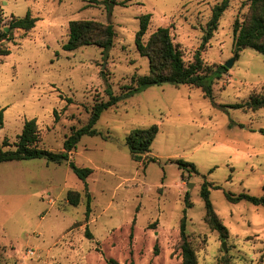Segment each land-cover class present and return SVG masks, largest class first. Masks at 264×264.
I'll use <instances>...</instances> for the list:
<instances>
[{
  "label": "rangeland",
  "instance_id": "rangeland-1",
  "mask_svg": "<svg viewBox=\"0 0 264 264\" xmlns=\"http://www.w3.org/2000/svg\"><path fill=\"white\" fill-rule=\"evenodd\" d=\"M119 1L126 4L0 0V35L8 33L0 48L11 50L0 55V149H14L25 121L36 118L39 145L62 151L72 129L88 123L94 104L109 99V89L120 95L147 75L149 58L136 45L144 14L152 15L145 41L169 27L186 63L201 50L206 64L234 59L233 66L216 80L214 100L200 88L166 82L105 110L95 126L103 135L83 136L70 155L78 166L93 169L88 189L69 161L1 163V264H182L187 195V230L198 264H264V206L234 203L225 194L264 195V107H247L253 95H264V54L245 47L237 55L234 47L235 22L249 18L250 0H230L204 48L213 8L222 0ZM29 10L39 18L36 27L11 29L12 19ZM76 19L113 24L114 45L65 50ZM153 124L159 133L149 155L158 160L145 167L132 159L127 136ZM181 159L197 171L181 168ZM205 181L221 187H211V200L226 237L206 219ZM70 190L80 192L78 206L68 201Z\"/></svg>",
  "mask_w": 264,
  "mask_h": 264
},
{
  "label": "trees",
  "instance_id": "trees-1",
  "mask_svg": "<svg viewBox=\"0 0 264 264\" xmlns=\"http://www.w3.org/2000/svg\"><path fill=\"white\" fill-rule=\"evenodd\" d=\"M112 4H126V1L107 0ZM230 0H222L213 8V13L208 22L204 41L201 48L213 37L214 32L219 26V21L229 6ZM251 14L248 19L240 22L237 20L234 26V47L238 55L245 47L254 48L261 54H264V0H250ZM152 15L144 14L140 17L141 27L136 35L137 49L141 55L149 58L150 71L147 75L140 76L136 79V83L128 86L127 90L120 95H116L112 89L108 90L109 99L94 104L91 117L88 123L82 127L72 129L71 134L66 138L62 151H53L43 148L39 145L41 136L37 119H27L24 124L22 133L18 136L14 149H0V164L4 162L33 160L45 158L48 162L62 164L69 161L73 172L85 183L88 189L87 179L92 174L93 169L90 167L78 166L74 161L70 160V155L75 151L81 139L85 135H103L95 126L100 119L102 113L116 106L122 99L145 90L153 85H160L170 82L176 86L181 84L193 86L202 89L206 97L214 100V84L216 80L221 79L228 71L225 65L212 66L204 62L201 56V50L195 54L194 61L186 63L182 50L174 43L170 28L159 27L145 41L150 26ZM39 18L32 15L29 10L24 17L13 18L11 21V29H22L29 32L36 27ZM8 35L3 32L0 40H4ZM117 33L115 27L111 23H104L93 19H76L70 21V34L67 42L63 44V48L68 51L76 50L86 45H95L108 50L114 45ZM11 54L10 49L0 48V55ZM72 102V99H68ZM240 106V105H238ZM248 108L257 110L264 107V95H253L247 103ZM4 111L0 110V129L3 128ZM57 114V111H55ZM57 116V115H56ZM159 133L158 124L147 127H137L133 129L127 136V145L129 147L132 159L136 162L143 163L147 167L148 163L156 162L157 157H151L152 144ZM181 168H191L197 171L194 163L178 160ZM211 187L220 189L219 185L205 181L201 189V196L204 199L206 207V219L208 223L224 237L228 234V229L216 214L211 200ZM229 201L238 203L247 201L257 206H264V195L257 196L246 192L235 194L230 191L226 192ZM68 201L78 206L82 201L80 192L70 190L67 195ZM186 208L181 220V250L183 256L182 264H198L196 250L190 240L187 230V209L191 207L189 196H186ZM91 195L87 193L86 217L91 212ZM90 235V233H89ZM1 264V253H0ZM108 264H119L115 259H109Z\"/></svg>",
  "mask_w": 264,
  "mask_h": 264
},
{
  "label": "water",
  "instance_id": "water-1",
  "mask_svg": "<svg viewBox=\"0 0 264 264\" xmlns=\"http://www.w3.org/2000/svg\"><path fill=\"white\" fill-rule=\"evenodd\" d=\"M233 63H234V59H231L229 62L226 63V66H227L228 68H231V67L233 66ZM189 186H191V185L189 184ZM224 247H225V246H224Z\"/></svg>",
  "mask_w": 264,
  "mask_h": 264
}]
</instances>
